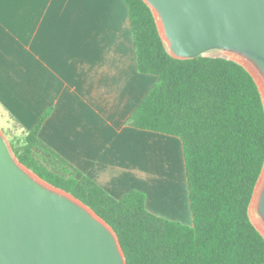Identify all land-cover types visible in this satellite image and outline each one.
I'll list each match as a JSON object with an SVG mask.
<instances>
[{"label": "trees", "instance_id": "obj_1", "mask_svg": "<svg viewBox=\"0 0 264 264\" xmlns=\"http://www.w3.org/2000/svg\"><path fill=\"white\" fill-rule=\"evenodd\" d=\"M122 1L137 69L157 76L128 124L179 138L192 223L148 211L140 190L115 198L75 168L38 137L50 109L11 142L12 154L111 226L126 264H264V237L249 215L264 165V105L256 81L228 57L174 58L149 5Z\"/></svg>", "mask_w": 264, "mask_h": 264}, {"label": "crops", "instance_id": "obj_2", "mask_svg": "<svg viewBox=\"0 0 264 264\" xmlns=\"http://www.w3.org/2000/svg\"><path fill=\"white\" fill-rule=\"evenodd\" d=\"M156 82L122 0H0V111L23 131L50 109L44 143L113 197L143 191L148 211L191 224L181 142L128 124Z\"/></svg>", "mask_w": 264, "mask_h": 264}, {"label": "water", "instance_id": "obj_3", "mask_svg": "<svg viewBox=\"0 0 264 264\" xmlns=\"http://www.w3.org/2000/svg\"><path fill=\"white\" fill-rule=\"evenodd\" d=\"M144 1L171 56L234 52L256 81L264 105V0ZM253 198L260 225L253 224L264 237V165ZM0 264H126L111 226L21 164L1 132Z\"/></svg>", "mask_w": 264, "mask_h": 264}, {"label": "rangeland", "instance_id": "obj_4", "mask_svg": "<svg viewBox=\"0 0 264 264\" xmlns=\"http://www.w3.org/2000/svg\"><path fill=\"white\" fill-rule=\"evenodd\" d=\"M204 54L210 55V56H224V57H228V58L242 62V58H240L234 52L227 51V50L214 49V50H209V51L205 52ZM0 132H1L2 136L4 137L6 143L8 144L9 147L11 145V142H14L16 139L22 137V130L18 126H16L13 123V121L9 117H7L2 111H0ZM177 140H179V139L177 138ZM179 142H180V140H179ZM176 152H177V149H176V147H174V153H176ZM178 154H180V158H182L181 148H180V152L178 149ZM254 200H255V198H253L251 201V204L249 207V215H250L252 222L256 226H258V225H260L259 224L260 223V217H259V214H258L255 206H254Z\"/></svg>", "mask_w": 264, "mask_h": 264}, {"label": "bare ground", "instance_id": "obj_5", "mask_svg": "<svg viewBox=\"0 0 264 264\" xmlns=\"http://www.w3.org/2000/svg\"><path fill=\"white\" fill-rule=\"evenodd\" d=\"M260 224V223H259ZM259 226V225H258Z\"/></svg>", "mask_w": 264, "mask_h": 264}]
</instances>
